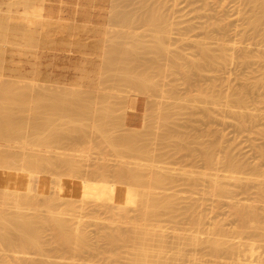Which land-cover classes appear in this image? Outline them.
<instances>
[{"label": "rangeland", "instance_id": "1", "mask_svg": "<svg viewBox=\"0 0 264 264\" xmlns=\"http://www.w3.org/2000/svg\"><path fill=\"white\" fill-rule=\"evenodd\" d=\"M119 1L0 0V74L13 79L1 80L0 76V116L9 118L6 110L19 122V126L17 121L14 124L19 133L16 128L7 132L1 147L39 150L41 157L75 159L83 166L79 172L49 166L25 170L30 152L23 150L24 161L18 157L10 168L0 167L11 176L31 181L26 189L20 180L12 182L13 186L10 181L15 178L6 179L9 199L3 204L0 193V214L8 218L17 213L33 215L41 226L37 246L0 245V260L7 264H264V198L255 194L258 188H251L249 195H220L211 183L212 171L228 157L248 166L259 162L264 169V0ZM180 20L185 22L178 25ZM188 24L196 25V30L179 35V29L184 32ZM120 29L127 40L135 35L133 43L131 38L130 43L125 37L120 39ZM111 38L121 42L118 48L125 42L129 51L125 45L121 49L111 46L110 42L115 45ZM105 39L108 47H104ZM138 40L142 46L135 44ZM109 46L113 52L117 50L115 56L122 57H115ZM219 48H224V55L215 59L211 55L220 53ZM205 49L212 60L203 53ZM110 52L113 58H109ZM103 53L109 62L102 61ZM240 96L243 105L237 100ZM137 100L144 120L141 127L131 128L125 124L126 113ZM67 101L84 106L85 115L67 120L63 110H55L58 116L50 109L55 113L50 116V105L59 110ZM125 135L133 138L125 140ZM124 163L147 170L146 181H120L113 171ZM98 165L108 166L112 172L96 174L93 170ZM162 172L169 178L163 180L166 184L154 177ZM218 172L220 177L225 174ZM246 172L238 175H252ZM102 191L110 193L107 200ZM24 192L35 195V200L18 210L14 205ZM62 192H67V199H62L66 196ZM149 199L157 202L156 209L149 210L152 214L145 211ZM52 216L65 219L76 234L84 233L85 247L58 239L56 229L47 222ZM112 235L115 242L110 241Z\"/></svg>", "mask_w": 264, "mask_h": 264}, {"label": "bare ground", "instance_id": "2", "mask_svg": "<svg viewBox=\"0 0 264 264\" xmlns=\"http://www.w3.org/2000/svg\"><path fill=\"white\" fill-rule=\"evenodd\" d=\"M96 1V0H95ZM114 1H116V0H114ZM121 1H124V0H121ZM121 1H119V2H121ZM263 1V0H262ZM125 3H126V1H125ZM111 4H113V0H112V2H111ZM114 4H115V2H114ZM121 4H123V2H121ZM117 5V4H116ZM127 5V4H126ZM263 5V4H262ZM113 6V5H112ZM118 6H119V3H118ZM145 6V5H144ZM111 7V6H110ZM146 7V6H145ZM152 8V7H151ZM112 9V8H111ZM110 10V9H109ZM178 10H179V8H178ZM177 10V11H178ZM111 11H113V10H111ZM120 11V10H119ZM157 11V10H156ZM179 11H181V9L179 10ZM147 12H148V9H147ZM127 13H128V11H127ZM159 13V12H158ZM109 14H110V12H109ZM116 14V13H115ZM146 14V13H145ZM111 15V14H110ZM122 15V14H121ZM154 14L152 13V16H153ZM120 16V15H119ZM148 16V15H147ZM161 16H162V14H161ZM180 16H183V15H180ZM145 17V16H144ZM143 17V18H144ZM150 17V16H149ZM158 17H160V14H159V16ZM198 17V16H197ZM124 18V17H123ZM164 18V17H163ZM42 19V18H41ZM115 19V18H114ZM116 19H118V18H116ZM115 19V20H116ZM129 19V18H128ZM147 19V18H146ZM145 19V20H146ZM154 20V18L153 17H151V20ZM156 19V18H155ZM125 20V19H124ZM150 20V19H149ZM152 20V21H153ZM159 20V19H158ZM157 20V21H158ZM162 20V19H161ZM9 21V20H8ZM128 21H130V20H128ZM156 21V22H157ZM1 22V21H0ZM109 22V21H108ZM113 22V21H112ZM120 22H122V21H120ZM119 22V24H121ZM125 22V21H124ZM131 22V21H130ZM129 22V23H130ZM133 22V21H132ZM148 23L150 22V21H147ZM146 22V23H147ZM155 22V21H154ZM156 22H155V25H156ZM162 22V21H161ZM185 21L184 20H180V21H178V25H181L182 23H184ZM110 23H111V21H110ZM123 23V22H122ZM124 24V23H123ZM127 24V23H126ZM151 24V23H150ZM152 24H154L153 22H152ZM110 25V24H109ZM125 25V24H124ZM124 25H123V27H124ZM144 25H145V22H144ZM149 25V24H148ZM158 25V24H157ZM156 25V26H157ZM2 26V25H1ZM129 26H132V25H128V27ZM150 26V25H149ZM151 26H153V25H151ZM4 28H2V29H4V31H5V26H3ZM109 27V26H108ZM107 27V28H108ZM180 27H182V26H180ZM196 25H194V24H188V25H186V27H184L185 28V31L184 32H182V30L181 29H179V31H178V34L179 35H183V34H188L189 32H194L195 30H196ZM15 28V27H14ZM135 28V27H134ZM152 28V27H151ZM85 29V28H84ZM87 29V28H86ZM115 29V28H114ZM131 29V28H130ZM130 29H129V31H130ZM121 30V32L119 33V34H121V36H119L120 37V39H121V37H125L126 39H124V40H127V38H128V36H126L125 34H124V32H122V29H120ZM125 30V29H124ZM0 31H2V30H0ZM3 31V32H4ZM6 31H8V26H7V30ZM88 31V30H87ZM112 31V30H111ZM114 31V30H113ZM129 31H126V33L127 32H129ZM135 31V30H134ZM152 31V30H151ZM157 31H159L160 32V29H158L157 28ZM167 31V30H166ZM106 32H108V30L106 31ZM110 32V31H109ZM115 32H118V31H116L115 30ZM131 32V31H130ZM149 32V31H148ZM164 32V31H163ZM168 33H170L169 31H167ZM87 33H90V32H87ZM112 34H115V33H113V32H111ZM110 33V34H111ZM133 33V32H132ZM132 33H130L131 35H132ZM136 33V32H135ZM146 33V32H145ZM165 33V32H164ZM166 34V36L168 35V36H170V34ZM35 34V33H34ZM103 34V33H102ZM107 33H105V35H106ZM111 34V35H112ZM117 34V33H116ZM130 34H128V35H130ZM134 34V33H133ZM137 34V33H136ZM88 35V34H87ZM104 35V36H105ZM138 35V34H137ZM140 35V34H139ZM151 36H152V34H150ZM154 35V34H153ZM156 35V34H155ZM159 35V34H158ZM164 34H162V36H163ZM114 36V35H113ZM112 36V37H113ZM116 36H118V35H116ZM145 35H143L142 37H144ZM148 36V35H147ZM115 37V36H114ZM113 37V38H114ZM132 37H135V35H132V36H130L129 37V39L130 40H132V41H130L131 43H133V41L136 39V38H133L132 39ZM156 37H158V39H159V36H156ZM165 37V36H164ZM6 37L4 36V38H2V39H5ZM106 38H108V35H107V37ZM113 38H111V41H112V39ZM116 38V37H115ZM138 38H140L139 36H137V39ZM150 38V37H149ZM152 38V37H151ZM154 38V37H153ZM161 38H163V37H161ZM160 38V39H161ZM168 38H170V37H168ZM167 38V39H168ZM1 39V38H0ZM110 39V38H109ZM108 39V40H109ZM129 39L127 40V41H125V42H128V43H130L129 42ZM148 39V38H147ZM165 39V38H164ZM106 40L107 39H105L104 41H105V44H104V47H108V45L110 44L111 46H116L119 42V40L118 39H116V41L118 42V43H114L113 41V43L115 44V45H112L111 44V42L107 45L106 43ZM113 40H115V39H113ZM121 40H123V39H121ZM120 40V41H121ZM157 40V39H156ZM178 40H181V41H184L185 39L184 38H181V37H179V39ZM6 41V40H5ZM8 41V40H7ZM115 41V42H116ZM139 41L140 40H138V42L137 43H135V44H137V45H139L140 43H139ZM144 40H142V42H143ZM148 41V40H147ZM152 41V40H151ZM160 41V40H159ZM158 41V42H159ZM125 42H124V45H125V47H126V51L128 52L129 50H127L128 49V47L126 46L127 44H125ZM150 42V41H149ZM165 42V41H164ZM121 43V42H120ZM119 43V44H120ZM145 43V42H144ZM151 43V42H150ZM159 43H161V42H159ZM4 44V43H3ZM2 44V45H3ZM134 44V45H135ZM154 44V43H153ZM120 45H122V44H120ZM123 45V46H124ZM130 45V44H129ZM141 45V44H140ZM155 45V44H154ZM160 45H162V43L160 44ZM4 46H6V43H5V45ZM13 46V45H12ZM119 46V45H118ZM123 46H120V48H118L117 46H116V48L117 49H121V47H123ZM133 46V45H132ZM142 46V45H141ZM145 46V45H144ZM23 47V46H22ZM81 47V46H80ZM110 47V46H109ZM138 47H140V46H138ZM163 47V46H162ZM165 48H168L167 46H164ZM25 48V47H24ZM113 48V47H112ZM112 48L110 47V48H108V49H111L110 51L111 52H113L112 51ZM131 48V47H130ZM129 48V49H130ZM203 48H205V47H203ZM202 48V49H203ZM135 49H136V47H135ZM135 49L133 50V51H135ZM139 49H141V47L139 48ZM144 49H145V47H144ZM206 49H208V48H206ZM205 49V50H206ZM103 50H107V48H104ZM114 50V49H113ZM141 50H143V49H141ZM148 50V49H147ZM158 50H160V49H158ZM219 50H220V53H217V54H212L211 55V53L208 51V50H206L207 52H203V53H207V54H205V56L207 55L208 57L211 55L213 58H220V57H222L224 54H223V51H224V48H219ZM15 51V50H14ZM117 50H115V52H116ZM119 51V50H118ZM122 51H123V54H124V50H123V48H122ZM131 51H132V49H131ZM138 51V49L135 51V52H137ZM146 51V50H145ZM211 51V50H210ZM104 52V51H103ZM109 54V52L108 51H105L104 53L107 55V53ZM111 52H110V56H109V58H113V57H111L115 52H113V54H111ZM126 52V53H127ZM147 52V51H146ZM151 52V51H150ZM160 52V51H159ZM159 52H158V54H159ZM166 52V51H165ZM212 52V51H211ZM242 52V51H241ZM245 52V51H244ZM103 53V54H104ZM117 53V52H116ZM120 53V52H119ZM122 53V52H121ZM120 53V54H121ZM134 53V52H133ZM139 53V52H138ZM141 53V52H140ZM148 53V52H147ZM153 53V52H152ZM213 53V52H212ZM105 54H104V57L102 58V61L104 60V59H106L105 57ZM127 54H129V53H127ZM144 54V53H143ZM161 54H162V51H161ZM249 54V53H248ZM118 55V56H117ZM135 55V54H134ZM141 55V54H140ZM151 55V54H150ZM244 55V54H243ZM242 55V56H243ZM114 56H115V54H114ZM116 56L118 57V58H120V56L122 57V55H120L119 56V54H116ZM115 56V57H116ZM124 56V55H123ZM133 56V55H132ZM137 56V55H136ZM135 56V57H136ZM202 56H203V54H202ZM211 56H210V59H211ZM246 56V55H245ZM151 57V56H150ZM249 57V56H248ZM117 58V59H118ZM137 58V57H136ZM207 58V57H206ZM212 58V59H213ZM250 58V57H249ZM107 59H108V57H107ZM106 59V60H107ZM140 59H142L141 57H140ZM146 59V58H145ZM204 59V58H203ZM209 59V60H210ZM211 59V60H212ZM214 59V60H215ZM252 59V58H251ZM114 61H116V59H113ZM112 60V61H113ZM118 60H120V59H118ZM121 60H124V57H123V59H121ZM207 60V59H206ZM104 62H109V60H107V61H105L104 60ZM111 62V61H110ZM121 62V61H120ZM127 62V61H126ZM17 63V62H16ZM119 63V62H118ZM121 63H124L125 64V62L123 61V62H121ZM120 63V64H121ZM2 64V63H1ZM5 64V63H4ZM20 64V63H19ZM103 64V63H102ZM105 64V63H104ZM108 66H110V64L111 63H106ZM116 64V63H115ZM114 64V65H115ZM124 64H122V65H124ZM143 64H144V62H143ZM122 65H120V66H122ZM148 65V64H147ZM149 65H151V63H150V61H149ZM201 65V64H200ZM152 66V65H151ZM150 66V67H151ZM33 67H35V65L33 66ZM114 68L115 70H116V68L115 67H113V65H111L110 67H108V68H110V70L112 69V68ZM116 67H119V66H117V64H116ZM143 67H146V66H143ZM105 68H107L106 66H105ZM107 68V69H108ZM122 68V67H121ZM154 68V67H153ZM152 68V69H153ZM11 69V68H10ZM106 69V70H107ZM117 69H119V68H117ZM129 69V68H128ZM1 70H2V68H1ZM103 70H104V68H103ZM113 70V69H112ZM130 70H131V68H130ZM133 70V69H132ZM147 70V69H146ZM15 71V70H14ZM100 71H102V70H100ZM118 71V70H117ZM134 71V70H133ZM149 71V70H148ZM152 71V70H151ZM104 72V71H103ZM108 72V71H107ZM106 72V73H107ZM105 73V74H106ZM129 73H130V71H129ZM132 73V72H131ZM136 73V72H135ZM135 73H133L134 75H135ZM102 74V73H101ZM113 74V73H112ZM0 76H1V74H0ZM105 76V75H104ZM120 76V75H119ZM139 76H140V74H139ZM4 78V76H1V78ZM126 77H127V75H126ZM0 78V79H1ZM3 78L1 79V80H3ZM141 78V77H140ZM143 78V77H142ZM4 79H6V78H4ZM9 79V78H8ZM8 79H6V81L8 80ZM17 79V78H16ZM19 79V78H18ZM17 79V80H18ZM25 79V78H24ZM101 79V78H100ZM99 79V80H100ZM118 79H120V77H118ZM138 79V78H137ZM145 79V78H144ZM150 79V78H149ZM9 80H13V79H9ZM21 80V82L23 83L25 80H23L22 81V79H20ZM124 80H125V78H124ZM128 80H129V78H128ZM27 81V80H26ZM120 81V80H119ZM121 81H122V79H121ZM149 81V80H148ZM151 81V80H150ZM3 82H5V81H3ZM3 82H2V84H3ZM10 82H12V81H10ZM15 82H16V80H15ZM19 82V81H18ZM21 82H19V83H21ZM29 82H30V80L28 81V84H29ZM101 81H99L98 83H100ZM127 82V81H126ZM0 83H1V81H0ZM7 83V82H6ZM17 83V82H16ZM15 83V84H16ZM18 83V84H19ZM31 84H32V81L30 82ZM37 82H35V84H36ZM128 83V82H127ZM134 83V82H133ZM137 83V82H136ZM135 83V84H136ZM139 83V82H138ZM11 84H13V83H11ZM10 84V85H11ZM26 84V83H25ZM142 84H143V82L141 83V86H142ZM144 84H145V82H144ZM24 85V84H23ZM34 85V84H33ZM133 85V84H132ZM139 85H140V83H139ZM3 86V85H2ZM21 86V85H20ZM25 86H27V85H25ZM32 86V85H31ZM31 86L29 87V89L31 88ZM51 86V85H50ZM50 86H48V87H50ZM60 86V85H59ZM135 86V85H134ZM140 86V87H141ZM11 87H13V86H11ZM55 87V86H54ZM54 87H53V89H54ZM64 87V86H63ZM132 87V86H131ZM137 87L139 88V86L137 85ZM143 87V90H144V88L146 87V86H142ZM25 88V87H24ZM36 88V87H35ZM55 88H57V87H55ZM69 88H71L70 86H69ZM78 88V87H77ZM83 88V87H82ZM152 87L150 86V88L149 89H151ZM3 89V88H2ZM2 89H1V91L0 92H2ZM6 89H8V88H6ZM11 89V88H10ZM28 89V88H27ZM28 89V90H29ZM51 89V88H50ZM58 89V88H57ZM60 89V88H59ZM72 89V88H71ZM70 89V90H71ZM80 89V88H79ZM84 89V88H83ZM99 89V88H98ZM140 90L142 89V88H139ZM147 89V88H146ZM145 89V90H146ZM148 89V90H149ZM18 90V89H17ZM52 90V89H51ZM55 90V89H54ZM61 91L63 90L62 89V86H61V89H60ZM59 90V91H60ZM68 90V89H67ZM80 90H82V89H80ZM86 90V89H85ZM97 90V89H96ZM95 90V91H96ZM139 90V91H140ZM142 90V91H143ZM152 90V89H151ZM12 91V90H11ZM14 91V90H13ZM24 91V90H23ZM25 91H27V90H25ZM34 91L35 90H33V88H32V92L34 93ZM72 91V90H71ZM82 91H84V90H82ZM98 91V90H97ZM4 92V91H3ZM20 93H21V91H19ZM28 92V91H27ZM32 92H31V95H33L32 94ZM64 92V91H63ZM72 92H74V91H72ZM77 92H79V91H77ZM86 92V91H85ZM91 92V91H90ZM54 93H56V92H54ZM60 93V92H59ZM58 93V96L60 95ZM144 92H142V94H143ZM240 93V92H239ZM242 93V92H241ZM245 93V92H244ZM2 93H0V95H1ZM4 94H5V92H4ZM9 94V93H8ZM35 94V93H34ZM43 94V93H42ZM70 94V93H69ZM83 94V93H82ZM131 94H134V93H131ZM22 95V94H21ZM30 95V94H29ZM39 95H41V94H39ZM51 95V94H50ZM77 95V94H76ZM101 95V94H100ZM243 95V94H242ZM9 96H10V94H9ZM24 96V95H23ZM33 96H35V95H33ZM51 96H53V95H51ZM57 96V95H56ZM58 96L57 97H55V95H54V97L57 99L58 98ZM72 96V95H71ZM70 96V97H71ZM239 96V95H238ZM248 96V95H247ZM247 96H245V98L247 97ZM42 97V96H41ZM44 97V96H43ZM65 97V96H64ZM69 97V96H68ZM78 97V96H77ZM103 97V96H102ZM11 98H13V97H11ZM24 98V97H23ZM26 98V97H25ZM37 98V97H36ZM39 98H40V96H39ZM38 98V99H39ZM47 98V97H46ZM61 98V97H60ZM66 98V97H65ZM83 98V97H82ZM89 98V97H88ZM5 99V98H4ZM14 99V98H13ZM12 99V100H13ZM34 99V98H33ZM74 99V98H73ZM78 99V98H77ZM87 99V98H86ZM2 100V99H1ZM40 100H41V98H40ZM45 100H48V99H45ZM55 100V99H54ZM64 100H66V99H64ZM68 100V99H67ZM69 100H71V98H69ZM68 100V101H69ZM76 100V99H75ZM74 100V101H75ZM81 100V99H80ZM79 100V101H80ZM237 100H238V102H240V103H242V105L245 103L244 102V99L243 98H241V96H240V98H237ZM245 100H248V99H245ZM28 101V100H27ZM30 101H31V98H30ZM67 101V103H64L63 105H62V107H60L59 108V110H57L58 109V107H56V105H50L49 107V112H51V110L50 109H52V112H55V110L56 111H58L59 113L60 112H62V111H60V109L61 110H63V114L64 115H62V117L63 116H67V120L68 119H73V117H75V116H84L85 115V108H84V106H82V105H79V104H75V102H73V103H71V102H68ZM73 101V100H72ZM83 101H84V99H83ZM97 101H98V99H97ZM10 102V101H9ZM25 102V101H24ZM44 102V101H43ZM61 102V101H60ZM99 102V101H98ZM105 102V101H104ZM104 102H102V103H104ZM236 102V101H235ZM6 103V102H5ZM22 103V102H21ZM28 103H29V101H28ZM33 102L31 101V103L30 104H32ZM38 103L40 104V102L38 101ZM62 103V102H61ZM247 103V102H246ZM254 103V102H253ZM1 104H2V102H1ZM11 104H12V102H11ZM29 104V106H30V108H31V105ZM56 104V103H55ZM58 104H59V102H58ZM101 104V103H100ZM7 105V104H6ZM33 105V104H32ZM41 105V104H40ZM86 105V104H85ZM229 104H227L226 106H228ZM238 105H239V103H238ZM0 106H2V105H0ZM37 106H39V105H37ZM46 106H48V105H46ZM246 106V105H245ZM34 107V106H33ZM239 107V106H238ZM244 107V106H243ZM5 108V107H4ZM37 108V107H36ZM42 108V107H41ZM111 108H112V106H111ZM110 108V109H111ZM122 108V107H121ZM7 109V108H6ZM13 109V108H12ZM35 109V108H34ZM39 109V108H38ZM43 109V108H42ZM41 109V110H42ZM10 110V109H9ZM32 110V109H31ZM101 110V109H100ZM37 111H39L40 112V110H37ZM42 111H44V110H42ZM87 111V110H86ZM102 111V110H101ZM2 112V111H1ZM6 112V117H9V118H6V119H3L2 117H4V116H0V140L1 141H6L5 140V135L7 134V132H9V131H12L14 128H16L15 130L16 131H18V127H16V126H14V124H15V122L17 121H15V119H12L11 118V112L9 113L8 111H6V110H4V113ZM28 112H29V110H28ZM45 112V111H44ZM52 112L50 113L51 115L50 116H53L55 113H57V115H58V112H55V113H53L52 114ZM111 112V111H110ZM14 113V112H13ZM30 113H32V115H34L33 114V112H30ZM29 113V114H30ZM36 113H38V112H36ZM46 113V112H45ZM103 113H104V111H103ZM1 114V113H0ZM3 114V113H2ZM48 114V113H47ZM62 114V113H61ZM111 114V113H110ZM43 118L45 117L46 119L47 118H49V116H44V115H42V114H40ZM49 115V114H48ZM244 115V114H243ZM253 115V114H252ZM59 116V115H58ZM105 116V115H104ZM258 116V115H257ZM13 117H14V115H13ZM35 117V116H34ZM42 117L40 118V119H42ZM101 117V116H100ZM263 117V116H262ZM2 118V119H1ZM15 118H16V116H15ZM76 118V117H75ZM74 118V119H75ZM28 119V118H27ZM29 119H33V116H32V118H31V116H30V118ZM36 119V118H35ZM35 119H33V120H35ZM51 120L53 119V117H51L50 118ZM78 119H80V118H78ZM104 119V118H103ZM241 119H242V117H241ZM32 120V121H33ZM76 120V119H75ZM32 121H31V123H32ZM70 121V120H69ZM80 121V120H79ZM116 121V120H115ZM29 122V121H28ZM36 122V121H35ZM18 121H17V126H19L18 125ZM39 123V122H38ZM42 123V122H41ZM116 123V122H115ZM123 123V122H122ZM34 124V123H33ZM32 124V126H34ZM72 124V123H71ZM28 125V124H27ZM77 125V124H76ZM81 125V124H80ZM22 126V125H21ZM20 126V127H21ZM72 126H73V124H72ZM42 127V126H41ZM68 127V126H67ZM66 127V128H67ZM102 127V126H101ZM144 127V126H143ZM18 128V129H17ZM107 128V127H106ZM105 128V129H106ZM20 129H22V128H20ZM38 129V128H37ZM54 129H56V128H54ZM97 129V128H96ZM23 130V129H22ZM82 130V129H81ZM14 131V130H13ZM21 131V130H20ZM67 131V130H66ZM106 132V131H105ZM14 133V132H13ZM18 133H19V131H18ZM35 133H37V132H35ZM15 134H17V132H15ZM14 134V135H15ZM49 134V133H48ZM67 134V133H66ZM125 134V133H124ZM129 134V133H128ZM135 134V133H134ZM18 135V134H17ZM20 135H22L21 133H20ZM56 135V134H55ZM16 136V135H15ZM61 136V135H60ZM64 136V135H63ZM68 136H69V134H68ZM71 136V135H70ZM43 137V136H42ZM17 138V137H16ZM41 138V137H40ZM48 138H51V137H49L48 136ZM117 138V137H116ZM131 138H133V135H125V137H124V139L125 140H128V139H131ZM7 139V138H6ZM9 139V138H8ZM52 139V138H51ZM115 139V138H114ZM121 139V138H120ZM123 139V137H122V140H124ZM17 140V139H16ZM38 140H39V138H38ZM124 140V141H125ZM9 141V143H10V140H8ZM19 141H21V140H19ZM59 141V140H58ZM7 143V142H6ZM5 143V144H6ZM18 143V142H17ZM23 144H26V142H22ZM32 143V142H31ZM47 143V142H46ZM49 143V142H48ZM51 143H52V140H51ZM58 143V142H57ZM111 143V142H110ZM4 144V145H5ZM21 144V143H20ZM22 144V145H23ZM53 144H54V142H53ZM56 144V143H55ZM131 144V143H130ZM3 145V143H1L0 142V147ZM9 144H7V146H8ZM27 145H29L28 143H27ZM31 145V144H30ZM142 145V144H141ZM10 146V145H9ZM8 146V147H9ZM24 146H26V145H24ZM41 146V145H40ZM118 146H119V144H118ZM5 147H6V145H5ZM23 146H21V148H22ZM30 147V146H29ZM29 147L27 148V149H29ZM48 147V146H47ZM2 148V147H1ZM17 148H18V145H17ZM24 148V147H23ZM25 148V149H26ZM4 149H6V148H2V150L0 149V167H2V168H10V166L12 165V164H14V162H16V161H18L17 160V158L18 157H20L21 159H19V160H23V159H26V157L24 158V157H22L24 154H26L25 152L26 151H28V150H21V149H19V150H21V151H11V150H8V149H6V150H4ZM10 149V148H9ZM46 149V148H45ZM43 150V149H42ZM42 150H41V152H42ZM50 150H53V149H50ZM50 150L48 151L47 150V152H49L50 153ZM118 150V149H117ZM44 151V150H43ZM46 151V150H45ZM44 151V153H46ZM28 152H30V150L28 151ZM27 152V153H28ZM38 152L40 153V151L38 150V151H35V152H30V153H28L27 154V163H28V165H29V167L28 168H26L25 170H29V171H38V170H40L39 169V167H41V168H45V167H48L49 166V168H59V167H65L69 172H79V171H82L83 170V166H82V164H80L78 161H76L75 159H62V158H59V157H52V156H50L51 158H48L49 156L48 155H46V154H44L43 155V157H41V154L39 155L38 154ZM52 153H54L55 152V150H54V152L53 151H51ZM57 152V151H56ZM54 153V154H57V153ZM131 152V151H130ZM122 153V152H121ZM65 154V153H64ZM71 154H73V153H70V155ZM82 154H84V153H82ZM45 155L47 156V157H45ZM138 155V154H137ZM153 155V154H152ZM59 156V155H58ZM81 156V155H80ZM28 157H29V159H28ZM45 157V158H44ZM73 157H74V154H73ZM155 157V156H154ZM80 158V157H79ZM87 158V157H86ZM206 159V158H205ZM85 160V159H84ZM24 161V160H23ZM122 162V161H121ZM128 162V161H127ZM264 163V162H263ZM135 164V163H134ZM221 164V163H220ZM23 165V164H22ZM168 165V164H167ZM250 165V164H249ZM259 165H261V163L259 164V162H258V164L256 163V165H250V166H248V164H247V162H245V163H241V161L239 162L238 160H235V159H233L232 157H228L226 160H225V162H222V165L221 166H216L215 168H214V171H212L213 172V175H212V178H211V183H212V185H213V187H214V189H215V191L218 193V194H230L231 195V193L232 194H239V193H242V194H244L245 192H248V195H249V190H251V188H254V187H256V188H258L257 190H255V191H257V193H255V194H258L259 195V197H262V198H264V169H261V167H259ZM44 166V167H43ZM120 166V165H119ZM158 166H160V165H158ZM164 166V165H163ZM24 167V166H23ZM27 167V166H26ZM131 167H133V166H128V164H122L120 167H118L116 170H114L113 171V173H114V175L120 180V181H122V180H131V181H129V182H135L136 180H139V183H140V181H141V183H142V181H144L145 180V178L147 177H145V175H147L146 173V171L147 170H145L144 168V170L143 169H138V168H131ZM136 167V166H135ZM168 167V166H167ZM154 168V167H153ZM165 168V167H164ZM146 169H148V168H146ZM149 169H151V168H149ZM213 169V168H212ZM152 170V169H151ZM156 170L157 169H154V171L156 172ZM165 170V169H164ZM167 170H168V168H167ZM247 170H249V172L248 173H251L252 175H250V176H240V175H238V174H240V173H247L246 171ZM159 171V170H158ZM162 171V170H161ZM166 171V170H165ZM218 171H220V172H224L225 174H223L222 175V177H220L221 175H219L218 173ZM93 172L94 173H96V174H101V175H104L105 173H110V172H112V170L108 167V166H105V165H98L94 170H93ZM144 172H146V173H144ZM167 173V172H166ZM170 173V172H169ZM169 173H168V175H169ZM150 174V173H149ZM154 174V173H153ZM152 174V175H153ZM156 174V173H155ZM164 174V172H162V174L161 173H158L157 175H154V177L156 178V180L158 181V182H161V183H159V184H163L162 183V181L163 180H168L167 179V176H165V175H163ZM208 175H209V173H207ZM9 177H11L10 179H12V178H15L14 180H11L10 182L12 183V182H14V181H16L17 182V180H20L19 181V184H20V186L21 187H23V188H26V189H28V187H30L31 186V181H29L27 178L26 179H23V178H21V179H18V178H16L14 175H12L11 176V174H9V173H7V172H5V171H0V185H2V188H1V190H0V193L2 194V198L4 199H2L3 200V204H7V201H8V199H9V193H8V191H7V189H8V186H9V183L7 184V181H6V179L7 178H9ZM152 177V176H151ZM169 177H170V175H169ZM154 178V179H155ZM172 178V177H171ZM221 178H223V180L225 179V180H227L226 182H223V180L221 181L220 179ZM144 179V180H143ZM24 180V181H23ZM176 180V179H175ZM179 180V179H178ZM191 180V179H190ZM195 180H196V178H195ZM194 180V181H195ZM224 180V181H225ZM9 181V180H8ZM25 182L24 184H23V182ZM146 181V180H145ZM173 181V180H172ZM137 182V181H136ZM164 182V184H166L165 183V181H163ZM174 182V181H173ZM10 183V184H11ZM15 183V182H14ZM171 183V182H170ZM169 183V184H170ZM189 183V182H188ZM193 183V182H192ZM199 182H196V184H198ZM13 184V183H12ZM12 184H11V186H12ZM138 184V183H137ZM144 184V183H143ZM156 184V183H155ZM190 184H191V182H190ZM147 185V184H146ZM168 185V184H167ZM191 185H193V184H191ZM13 186H15V184H13ZM155 186V185H154ZM230 186V187H229ZM232 186L235 188H232ZM160 188H161V186H159ZM107 188V187H106ZM156 188V187H155ZM157 188H158V186H157ZM163 188V187H162ZM166 188V187H165ZM152 189V188H151ZM237 189V190H236ZM149 190V189H148ZM27 191V190H26ZM72 191H73V189H72ZM144 191V190H143ZM147 191V190H146ZM152 191V190H151ZM151 191H150V193H151ZM154 191V190H153ZM152 191V192H153ZM149 192V191H148ZM139 193V192H138ZM144 193V192H143ZM142 193V194H143ZM150 193H149V195H150ZM155 193V192H154ZM250 193H252V192H250ZM61 194H64V195H66V196H63L62 197V199H67L68 198V195H67V192H62ZM102 194L104 195L103 197H104V200H107L108 198H109V195H110V193L109 192H106V191H102ZM141 194V193H140ZM162 194V193H161ZM246 194V193H245ZM139 195V194H138ZM145 196V195H144ZM161 196V195H160ZM159 196V197H160ZM59 197V196H58ZM158 197V196H157ZM162 197H163V194H162ZM144 198V197H143ZM150 198V197H149ZM161 198V197H160ZM148 199V198H147ZM154 199V198H153ZM261 199V198H260ZM35 200V195H30L29 193H27V192H24L22 195H20L19 197H18V199H17V201L15 202V207L19 210V209H21L22 207H23V205L24 204H26V203H31V202H33ZM159 201H161V200H159ZM161 202H163V201H161ZM160 203V202H159ZM158 203V204H159ZM165 203V202H164ZM164 203H163V205H164ZM157 205V202H154V200H152L151 201V199H149V200H147V203H146V206H145V211L147 212V213H151V212H149V210L151 211L152 210V212H153V209H152V207L154 208L155 206ZM160 205V204H159ZM158 205V206H159ZM160 207V206H159ZM155 209H156V207H155ZM157 212V211H156ZM241 212H242V210H241ZM152 214V213H151ZM151 214H149V215H151ZM157 213H155V215H156ZM154 215V214H153ZM9 221V222H11L10 224H6L5 223V221ZM48 223H50L55 229H56V232H57V238L58 239H60L62 242H64V243H68L69 245H76L77 247H79V248H84L85 247V245L87 244V238H86V235L84 234V233H78V234H76L75 233V231H73V228L68 224V222L65 220V219H63V218H61V217H54V216H52L48 221H47ZM40 224L38 223V221L34 218V216L33 215H26V214H22V213H17L16 215H14V216H12V217H6V216H4L2 213L0 214V245H3V246H5V247H12L13 245H21V246H25V245H34V246H37L38 245V243H39V237H40V228H41V226H39ZM79 231V230H78ZM143 231V230H142ZM149 231V230H148ZM162 231V230H161ZM143 232H145V231H143ZM152 232V231H151ZM153 232H155V231H153ZM158 233V232H157ZM113 237H111L110 238V241H113V242H115L117 239H116V237H115V235H112ZM148 237V236H147ZM144 238V237H143ZM155 238V237H154ZM180 238V237H179ZM133 239V238H132ZM152 239V238H151ZM140 240V239H139ZM174 241V240H173ZM152 242V241H151ZM161 242V241H160ZM178 242V241H177ZM135 243V242H134ZM163 243V242H162ZM167 243V242H166ZM152 244V243H151ZM176 244V243H175ZM142 245H143V243H142ZM148 245V244H147ZM146 246V245H145ZM155 246V245H154ZM163 247V246H162ZM165 247V246H164ZM1 248H3V247H1ZM4 249V248H3ZM241 249V248H240ZM238 251V250H237ZM256 251V250H255ZM234 252V251H233ZM239 252V251H238ZM155 253V252H154ZM241 253V252H240ZM239 253V254H240ZM151 255V254H150ZM159 255V254H158ZM140 256H141V254H140ZM144 256V255H143ZM142 261V260H141ZM157 261V260H156ZM144 262H146V261H144ZM159 262V261H158ZM142 263V262H141ZM241 263V262H240ZM0 264H7L6 263V261H1L0 260ZM39 264H54V263H51V262H47V261H44V262H41V263H39Z\"/></svg>", "mask_w": 264, "mask_h": 264}, {"label": "crops", "instance_id": "3", "mask_svg": "<svg viewBox=\"0 0 264 264\" xmlns=\"http://www.w3.org/2000/svg\"><path fill=\"white\" fill-rule=\"evenodd\" d=\"M143 120L141 106L139 100H137L134 104V109L126 113L125 124L131 128H139L142 126Z\"/></svg>", "mask_w": 264, "mask_h": 264}]
</instances>
